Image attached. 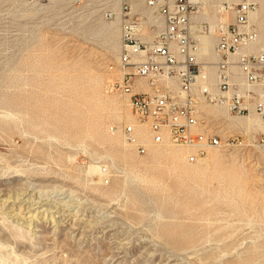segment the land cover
<instances>
[{"label": "rangeland", "instance_id": "rangeland-1", "mask_svg": "<svg viewBox=\"0 0 264 264\" xmlns=\"http://www.w3.org/2000/svg\"><path fill=\"white\" fill-rule=\"evenodd\" d=\"M145 1L136 7L145 11ZM70 2L79 15L58 20L49 0H0V194L32 189L76 214L34 237L0 209V264H264V146L252 141L264 127L211 107L241 136L237 146L197 164L172 143L143 142L139 154L120 127L142 126L106 90L119 24Z\"/></svg>", "mask_w": 264, "mask_h": 264}, {"label": "built area", "instance_id": "built-area-1", "mask_svg": "<svg viewBox=\"0 0 264 264\" xmlns=\"http://www.w3.org/2000/svg\"><path fill=\"white\" fill-rule=\"evenodd\" d=\"M70 1L94 18L120 20L121 50L110 69L122 76L106 90L127 102L154 144L188 147L186 160L196 164L209 148L240 143L211 107L264 123L262 17L252 16L259 0H146L145 11L134 10V0ZM209 39L215 59L208 54ZM121 129L139 154L147 153L133 124ZM255 129L263 136L252 141L264 146V132Z\"/></svg>", "mask_w": 264, "mask_h": 264}, {"label": "bare ground", "instance_id": "bare-ground-1", "mask_svg": "<svg viewBox=\"0 0 264 264\" xmlns=\"http://www.w3.org/2000/svg\"><path fill=\"white\" fill-rule=\"evenodd\" d=\"M215 1H223V0H215ZM228 1H238V0H228ZM259 2H260V6H259L257 12L259 11L260 7L264 4V0H259ZM49 5H48L49 9H53L55 6H59L58 11L56 10L58 12L57 13V17H58L57 19L58 20H62L64 17H67V16L79 15L78 10H75L73 8H71V9L68 8V6L71 5L70 0H49ZM136 6H137L136 5V0H134L133 1V9L134 10H137L139 8V7H136ZM257 12L253 13V15H252L253 18L260 16V15L256 16ZM261 17L263 18L262 15H261ZM96 19H98V18H96ZM114 22H117L119 24V29H120V32H121L120 20L117 19ZM111 23H113V22H111ZM262 24H264V20L261 21V23H260L261 28H262ZM262 40L264 41L263 32H262ZM206 43L209 46L208 47L209 48L208 54H209L210 58L215 59V55L213 54V51H212L214 42L209 39V40L206 41ZM113 73H114L113 75H114V77L116 79H118V80L121 79L122 74L120 72L115 70V71H113ZM172 84L175 87V82L174 81L172 82ZM125 104L128 106L127 102ZM214 108H217V107H214ZM217 109L218 110H222L227 115L225 109H223V108H217ZM129 111H130V109H129ZM107 113H108V115L112 114V112L109 111V110L107 111ZM130 113H131V111H130ZM113 115L118 120L122 119V117H123V114H120L118 112L113 113ZM131 115L133 116L132 113H131ZM227 116H229V115H227ZM249 117H251V116H249ZM258 121L264 127V123H262L259 118H257V122ZM138 124L140 126H142V129H138V127L135 128V135L137 137L138 142L141 143V144L146 143V145L150 146L153 142H152L150 133L148 131V127L145 124H140V123H138ZM124 125H129V124H123L122 126H124ZM121 127H120V131H121V134L123 136L124 141L128 145L134 147L131 143L127 142L125 136L122 133ZM143 131H146L147 134L145 132H143ZM100 140L103 143L108 144L110 147H116L119 144V139L116 136H113V137L104 136ZM164 143H170V142L168 140H166ZM171 145H173V144H171ZM173 146H176V145H173ZM176 147L186 148V149L189 150V153L192 151L188 147H184V146H176ZM211 149H214V148H209L207 150L206 156H207L208 152ZM206 156L203 159H201L199 162L203 161L206 158ZM172 174L174 175L173 180H176L172 184V186L174 185V186L178 187L179 186V181H177V180H180L181 174L179 172H177V171L172 172ZM142 177H143L142 179H144L145 181H149L150 180V181H153V182H155V183H157L159 185H162L163 187H165L167 189L171 188L170 184H168L164 180H157L155 178L151 179L148 176H142ZM31 191H32V189H31ZM31 191H30V189H24V190H22L20 192L17 191L16 193L12 192V194L4 196V197H2V195L0 194V209L3 210V212H5V214L8 215L9 217L17 220L16 222L19 221V223H17V225H16L19 230L25 229V230L28 231V233L31 236L38 237L39 236L38 233L40 232L39 228L44 223L53 224V227L57 230V229H61L62 227L65 226L64 223L66 222V220L64 221V219L66 217L70 218V220L72 219V221H73V218L75 217L76 214L68 213V210L65 209V205H67V202H64L62 200V198H58V199L44 198L42 195H40L41 194L40 192H39V195H36L34 193L32 194ZM76 219H74V220H76ZM16 257H18V255Z\"/></svg>", "mask_w": 264, "mask_h": 264}]
</instances>
